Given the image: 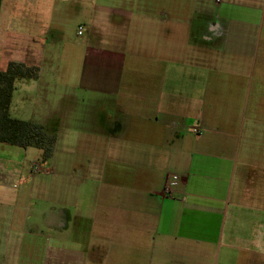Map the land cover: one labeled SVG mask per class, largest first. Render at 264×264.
I'll return each instance as SVG.
<instances>
[{
    "label": "crops",
    "instance_id": "1",
    "mask_svg": "<svg viewBox=\"0 0 264 264\" xmlns=\"http://www.w3.org/2000/svg\"><path fill=\"white\" fill-rule=\"evenodd\" d=\"M102 3L113 32L84 53L98 129L80 147V203L46 221L79 225L84 249L48 244L42 263L264 264V0Z\"/></svg>",
    "mask_w": 264,
    "mask_h": 264
},
{
    "label": "rangeland",
    "instance_id": "2",
    "mask_svg": "<svg viewBox=\"0 0 264 264\" xmlns=\"http://www.w3.org/2000/svg\"><path fill=\"white\" fill-rule=\"evenodd\" d=\"M102 5V0H1L0 70L17 55L23 57L22 63L47 70L43 77L38 72L36 80L16 82L11 116L46 125L50 131L58 124L48 158L37 149L0 145V245L8 246L9 256L1 264H43L48 244L84 249L79 225L72 223L58 234L46 221L54 208L57 212L67 203H80V147L98 129L96 114L87 104L81 105L84 100H96L82 86L92 73L90 66L83 65L84 53L101 39L109 42L108 34L113 32ZM21 34L27 38L23 52L15 46L16 35ZM134 35L146 36L137 30ZM47 64L52 71L48 72ZM144 69L140 67L141 72ZM22 84L27 90L20 88ZM74 99L78 105L64 109Z\"/></svg>",
    "mask_w": 264,
    "mask_h": 264
},
{
    "label": "trees",
    "instance_id": "3",
    "mask_svg": "<svg viewBox=\"0 0 264 264\" xmlns=\"http://www.w3.org/2000/svg\"><path fill=\"white\" fill-rule=\"evenodd\" d=\"M38 72L36 66L17 61H9L0 70V145L37 149L43 158H48L56 142L58 124L50 131L46 125L13 118L10 113L16 82L36 80Z\"/></svg>",
    "mask_w": 264,
    "mask_h": 264
},
{
    "label": "built area",
    "instance_id": "4",
    "mask_svg": "<svg viewBox=\"0 0 264 264\" xmlns=\"http://www.w3.org/2000/svg\"><path fill=\"white\" fill-rule=\"evenodd\" d=\"M78 35H82V33L79 31ZM195 133H197V130H194ZM181 178L176 176V175H168L165 178L162 190H161V195L163 197L167 198H173L174 197V188L177 186V184L180 183Z\"/></svg>",
    "mask_w": 264,
    "mask_h": 264
}]
</instances>
